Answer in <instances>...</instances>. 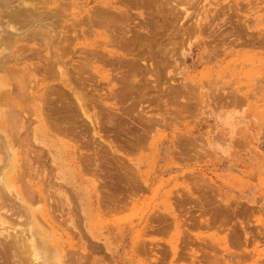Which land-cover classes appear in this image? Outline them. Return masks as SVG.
<instances>
[{
  "label": "rangeland",
  "instance_id": "obj_1",
  "mask_svg": "<svg viewBox=\"0 0 264 264\" xmlns=\"http://www.w3.org/2000/svg\"><path fill=\"white\" fill-rule=\"evenodd\" d=\"M0 1V264H264V0Z\"/></svg>",
  "mask_w": 264,
  "mask_h": 264
},
{
  "label": "bare ground",
  "instance_id": "obj_2",
  "mask_svg": "<svg viewBox=\"0 0 264 264\" xmlns=\"http://www.w3.org/2000/svg\"><path fill=\"white\" fill-rule=\"evenodd\" d=\"M5 1V0H4ZM3 1V3H7V1H5L4 2ZM22 1V3L23 2H25V0H21ZM34 1V0H33ZM32 1V2H33ZM50 1V0H49ZM48 1V2H49ZM52 1H55V0H52ZM51 1V3H53ZM62 1H64V0H58L57 2H59V3H62ZM89 1V0H88ZM93 1V3H95V4H97L95 7H93L94 8V10L93 11H91V8H89V9H86L84 6L83 7H80L79 6V3H76V2H74L73 3V8H72V14L70 15L72 18V22L69 24V25H67L68 26V31H66V32H64L62 35H61V37L59 36V41L60 42H62V43H66V42H68L69 40H71L70 39V35H71V37L72 36H74V34L76 33V31H77V27H79L81 30V33H84L85 31H84V29L82 28L83 26H87V28H89L88 26H89V24H93V26L94 25H96V26H100V27H109L110 25H112V24H115L116 22H117V19L118 18H122V19H126L125 20V22L127 21V22H132V21H130V19L132 18V17H130V15L127 13V10H123L122 9V7L121 6H119L118 5V3L119 2H122V0H118V1H110V0H92ZM130 2H131V4H144V2L146 1H144V0H129ZM155 3H157L156 2V0H153ZM162 1H165V4L167 5L168 3H169V1H167V0H162ZM166 1L168 2V3H166ZM1 2V1H0ZM57 2H54V5H56L57 4ZM153 2V3H154ZM44 4H46V3H44ZM173 4V3H172ZM6 5V4H5ZM154 5V4H153ZM169 5V4H168ZM167 5V6H168ZM171 5V4H170ZM170 5H169V7H170ZM148 6H150V5H148ZM155 6H157L156 4H155ZM158 6H159V4H158ZM145 7V6H144ZM149 8V7H148ZM151 9H152V7H150ZM156 8H159V7H156ZM156 8H155V10H156ZM165 8H166V6H165ZM6 9V8H5ZM32 9V8H31ZM28 6H25V9H22V11L21 10H19V11H14V10H12V11H10L11 12V14H10V17H12V18H14V19H16V22H17V20L18 19H20V17H27V18H29V17H31V16H33V13H34V11L33 10H31ZM71 9V8H70ZM161 9H162V7H161ZM175 9V8H174ZM65 10V9H64ZM138 10V9H137ZM155 10H153V11H155ZM148 11H151L150 9H148ZM158 11V10H157ZM163 10H161V11H159V12H162ZM172 11V10H171ZM62 12H63V9L61 10L60 8H59V6L57 7V8H55V9H53V10H50V12L48 11V13H43L42 15H44V16H57V17H60L61 16V14H62ZM83 12H86L87 14L86 15H88L87 16V19H85L86 18V15H84V17H81V15H82V13ZM92 12V15L90 14ZM169 12V11H168ZM167 12V13H168ZM175 12V11H174ZM174 12H172V13H174ZM147 13V12H146ZM154 13V12H153ZM152 13V14H153ZM164 13V12H163ZM162 13V14H163ZM171 13V14H172ZM177 13H178V11H177ZM176 13V14H177ZM161 14V13H160ZM162 14H161V19H162ZM175 14V15H176ZM178 15V14H177ZM176 15V16H177ZM39 16V15H38ZM164 16V15H163ZM168 16V15H167ZM165 17H166V15H165ZM164 17V18H165ZM171 18H173L172 16H170ZM167 18V17H166ZM176 18V17H175ZM174 18V19H175ZM133 19V18H132ZM131 19V20H132ZM22 20V19H21ZM42 20V19H41ZM45 20V19H44ZM176 20V22H177V19H175ZM174 20V21H175ZM3 21V20H2ZM70 21V20H69ZM133 21H134V19H133ZM124 22V21H123ZM124 22V25L125 24H127V23H125ZM135 22V21H134ZM168 22H169V20H168ZM179 22V21H178ZM174 23V22H173ZM50 24V23H49ZM56 24V23H55ZM131 24V23H130ZM169 24V23H168ZM52 25H54V24H52ZM60 25V24H59ZM122 25H123V23H122ZM140 25V24H139ZM126 26V25H125ZM127 26L129 27V24H127ZM127 26H126V28H127ZM134 26V25H133ZM132 26V27H133ZM141 26V25H140ZM170 26V25H169ZM171 26H172V24H171ZM174 26V25H173ZM181 26V25H180ZM27 27V26H26ZM55 27V26H54ZM53 27V28H54ZM115 27H117V23H116V26ZM161 27H163V25L161 26ZM166 27V26H165ZM178 27V26H177ZM45 28V27H44ZM52 28V29H53ZM95 28V27H94ZM122 28V27H121ZM120 28V29H121ZM137 28V27H136ZM139 28V27H138ZM105 29V28H104ZM114 29V28H113ZM117 29V28H116ZM115 29V30H116ZM131 29V28H130ZM55 30V29H54ZM106 30V29H105ZM115 30L113 31V33L114 34H119V32H121L122 33V30H123V28L121 29V31H119L118 33H115ZM124 30L126 31V29L124 28ZM123 30V31H124ZM127 30L129 31V34H130V31L131 30H129L128 28H127ZM135 30V29H134ZM137 30V29H136ZM163 30H164V28H163ZM168 30H169V28H168ZM178 30H180V29H178ZM185 30V29H184ZM46 31V30H45ZM112 31V30H111ZM118 31V30H117ZM138 31V30H137ZM177 31V30H176ZM182 32H183V29L181 30ZM180 31V32H181ZM106 32V31H105ZM132 32V31H131ZM139 32V31H138ZM141 32V31H140ZM165 32V31H164ZM170 32V31H169ZM168 32V33H169ZM101 33V32H100ZM124 33V32H123ZM168 33H166V34H168ZM177 33V32H176ZM176 33H175V35H176ZM184 33V32H183ZM113 34V35H114ZM128 34V35H129ZM39 35V34H38ZM102 35H103V33H102ZM106 35V34H105ZM120 35V34H119ZM122 35H124V34H122ZM171 35V34H170ZM170 35H168V36H170ZM251 35V34H250ZM262 35V34H261ZM125 36H127V34L125 35ZM159 36V35H158ZM172 36H174V35H172ZM37 37V36H36ZM119 38H116V39H114V42H117L116 44H118V43H120V44H122V46L125 44V43H128L127 42V39H126V37H120V36H118ZM56 38H58L57 36H56ZM74 38V37H73ZM101 38V37H100ZM108 38V37H107ZM134 38V37H133ZM161 38H163V37H161ZM38 39V38H37ZM53 39V38H52ZM104 39H105V37H104ZM156 39V38H155ZM17 41H18V39H16ZM33 40V39H32ZM73 40V39H72ZM106 40V39H105ZM24 41V40H23ZM26 41V40H25ZM53 42H57V40L55 39H53L52 40ZM52 42V45H51V47L52 46H55V43H53ZM114 42H113V44H114ZM123 42H125V43H123ZM131 42V41H130ZM30 43V42H29ZM105 43L108 45V44H110L111 43V41H109V40H106L105 41ZM105 43H103V44H105ZM142 43V42H141ZM243 43V42H242ZM57 44V43H56ZM143 44V43H142ZM145 44V43H144ZM143 44V45H144ZM48 45H50V44H48ZM75 45V44H74ZM119 45H117V47H118ZM132 46V45H131ZM23 47V46H22ZM116 47V48H117ZM120 47V46H119ZM128 47H129V45H128ZM150 47V46H149ZM157 47H160V46H157ZM156 47V48H157ZM48 48V47H47ZM49 48H50V46H49ZM115 48V47H114ZM56 49V48H55ZM73 49V48H72ZM85 49V48H84ZM99 49V48H98ZM104 49V54L105 55H103V56H106V58L107 57H113L114 56V52H112V51H110V50H105V48H103ZM123 49V48H122ZM130 49V48H129ZM159 49V48H158ZM71 50V49H70ZM69 49L67 50V51H70ZM78 50V49H77ZM118 50H121V49H119L118 48ZM149 50H151L152 51V49H151V47H150V49ZM149 50H147V52H150ZM128 51V50H127ZM53 52V51H52ZM129 52H130V50H129ZM136 51H134V53H135ZM57 53V52H56ZM69 53V52H68ZM26 54V53H25ZM97 54V53H96ZM146 54V53H145ZM144 54V55H145ZM149 54V53H148ZM172 54V53H171ZM133 56H134V54H132ZM94 56H96V55H94ZM149 56H151V55H149ZM148 56V57H149ZM165 56V55H164ZM114 57H116V56H114ZM139 58H141L140 57V55L138 56ZM152 57V56H151ZM150 57V58H151ZM163 57V56H162ZM49 58V57H48ZM60 58V57H59ZM86 58V57H85ZM90 58V57H89ZM92 58H95L96 60L95 61H97V56L96 57H92L91 56V59ZM104 58V57H103ZM117 58V57H116ZM121 58V57H120ZM123 58V57H122ZM130 58V57H129ZM133 58V57H132ZM131 58V60H133V59H135V58H133L132 59ZM160 58V57H159ZM159 58H156V59H159ZM56 59H58V58H56ZM87 59V58H86ZM108 59V58H107ZM137 60H138V58H136ZM142 59V58H141ZM88 60V59H87ZM92 60H94V59H92ZM115 60V59H114ZM143 60V59H142ZM48 61V60H47ZM89 61V60H88ZM113 61V60H112ZM111 61V62H112ZM135 61V60H134ZM139 61H140V59H139ZM164 61V60H163ZM58 62H60V60L58 61ZM91 61H89V63H90ZM94 62V61H93ZM146 62V61H145ZM52 63H54V62H52ZM100 63V62H99ZM138 63H141V61L140 62H138ZM23 64V63H22ZM55 64V63H54ZM142 64H143V62H142ZM52 66H54L53 64H51ZM90 65L91 66H93L92 65V62L90 63ZM118 65V64H117ZM126 65V64H125ZM150 65V64H149ZM22 66V65H21ZM90 66V67H91ZM144 66H145V64H144ZM147 66V65H146ZM146 66H145V68H146ZM166 66V65H165ZM165 66H162V67H165ZM120 67V66H119ZM118 67V68H119ZM128 67V66H127ZM158 67V66H157ZM161 67V66H160ZM89 68V67H88ZM124 68V69H123ZM138 68V67H137ZM137 68L135 69V70H137ZM148 68V67H147ZM81 69V68H80ZM80 69H79V71H80ZM121 69V68H120ZM156 69V68H155ZM84 70V69H83ZM85 70H87V69H85ZM119 70V69H118ZM122 70H126V68L125 67H122ZM130 70H132L133 71V69H130ZM139 70V69H138ZM77 71H78V69H77ZM74 72V71H73ZM83 71H80L79 72V74H78V77L81 75L80 73H82ZM124 71H121V73H123ZM146 72V71H145ZM159 72V71H158ZM84 73V72H83ZM131 73V72H130ZM88 74V73H87ZM126 74H128V73H126ZM61 75L62 76H64L65 74H64V72L62 71L61 72ZM77 75V74H76ZM75 75V76H76ZM83 75V74H82ZM129 75H131V74H129ZM145 75V74H144ZM56 77V76H55ZM122 77H123V75H122ZM137 76H135V78H136ZM139 77V76H138ZM159 77V76H158ZM125 78V76L123 77V79ZM134 78V79H135ZM85 79V78H84ZM87 79V78H86ZM91 79V78H90ZM100 79V78H99ZM122 79V78H121ZM76 80V79H75ZM80 80H83V79H81L80 78ZM79 80V81H80ZM86 81V80H85ZM84 81V82H85ZM89 81V80H88ZM82 82V81H81ZM121 82V81H120ZM85 83H87V81L85 82ZM81 84V83H80ZM84 84V83H83ZM169 84V83H168ZM124 86H125V84H124ZM132 86H134V85H132ZM80 87H82V86H80ZM87 87V86H86ZM185 87H186V85H185ZM122 89V88H121ZM123 89H124V87H123ZM133 89V88H132ZM135 89V88H134ZM133 89V90H134ZM171 89V88H170ZM173 89V88H172ZM183 89V88H182ZM181 89V90H182ZM118 90V89H117ZM132 90V91H133ZM179 89H177V91H178ZM124 92H126L125 90H123ZM123 91H121V92H123ZM143 91V89L140 91V92H142ZM146 91V90H145ZM183 91V90H182ZM181 91V92H182ZM193 91V90H192ZM112 92H113V90H112ZM137 92H139L138 90H137ZM172 92V91H171ZM175 92V91H174ZM127 93H128V91H127ZM132 93V92H131ZM142 94H143V92H142ZM184 94V93H183ZM182 94V95H183ZM121 95V94H120ZM127 95V94H126ZM139 95V94H138ZM86 96V95H85ZM68 97V96H67ZM144 97V96H143ZM238 98V97H237ZM144 99V98H143ZM226 99V98H225ZM235 103V102H234ZM68 105V104H67ZM71 108V107H70ZM11 116H12V114H11ZM13 121H14V117H13ZM10 122V121H9ZM13 124V123H12ZM18 124V123H17ZM68 124V123H67ZM73 125V124H72ZM75 126V125H74ZM55 128V127H54ZM11 130V129H10ZM128 142V141H127ZM96 152V151H95ZM5 186H6V184H5ZM9 187V186H8ZM31 196V195H30ZM32 197V196H31ZM215 197V196H214ZM33 198V197H32ZM36 200V199H35ZM30 201V200H29ZM203 201V200H202ZM196 202V201H195ZM198 202V201H197ZM200 202V201H199ZM201 216H202V214H201ZM220 220V219H219ZM213 226V225H212ZM245 239V238H244ZM15 244V243H14ZM9 247V246H8ZM3 248V247H2ZM10 248V247H9ZM12 249V248H11ZM4 250H6V249H4ZM4 253H7V251L5 252L4 251ZM236 254V253H235ZM6 255V254H5ZM6 257H8V256H6ZM4 258V257H3ZM9 258V257H8ZM229 258V257H228ZM10 259V258H9ZM213 259H214V257H213ZM211 261V260H210ZM231 261V260H230ZM4 262V261H3ZM212 262H214L213 260H212ZM9 263V262H8ZM13 263V262H12ZM208 263H209V261H208ZM217 263V262H216ZM215 264V263H214Z\"/></svg>",
  "mask_w": 264,
  "mask_h": 264
}]
</instances>
